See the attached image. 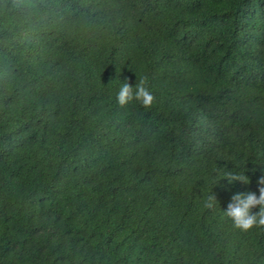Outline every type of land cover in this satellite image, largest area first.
I'll list each match as a JSON object with an SVG mask.
<instances>
[{
	"label": "trees",
	"instance_id": "trees-1",
	"mask_svg": "<svg viewBox=\"0 0 264 264\" xmlns=\"http://www.w3.org/2000/svg\"><path fill=\"white\" fill-rule=\"evenodd\" d=\"M260 175L264 0H0V264H264Z\"/></svg>",
	"mask_w": 264,
	"mask_h": 264
},
{
	"label": "clouds",
	"instance_id": "clouds-1",
	"mask_svg": "<svg viewBox=\"0 0 264 264\" xmlns=\"http://www.w3.org/2000/svg\"><path fill=\"white\" fill-rule=\"evenodd\" d=\"M146 77L141 78L138 83L128 82L124 79L116 93L117 102L125 105L135 99L144 105H150L154 100V94L146 86ZM221 177H226L229 184L239 180L245 184L249 183L250 177L245 171H224L214 178V184L218 183ZM259 193L253 190H238L232 193L226 208H223L224 215L231 218L233 225L241 230H248L254 225L264 226V175L257 178ZM218 201L216 195L211 192L205 206L214 208ZM258 206L257 210H253Z\"/></svg>",
	"mask_w": 264,
	"mask_h": 264
}]
</instances>
